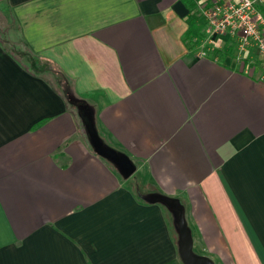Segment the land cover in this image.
Listing matches in <instances>:
<instances>
[{"label":"crops","instance_id":"crops-1","mask_svg":"<svg viewBox=\"0 0 264 264\" xmlns=\"http://www.w3.org/2000/svg\"><path fill=\"white\" fill-rule=\"evenodd\" d=\"M206 35L198 0H0V264H183L134 183L216 264H264V68Z\"/></svg>","mask_w":264,"mask_h":264},{"label":"built area","instance_id":"built-area-1","mask_svg":"<svg viewBox=\"0 0 264 264\" xmlns=\"http://www.w3.org/2000/svg\"><path fill=\"white\" fill-rule=\"evenodd\" d=\"M198 11L207 34L201 55H207L214 35L227 34L236 57L258 56L264 65V0H198Z\"/></svg>","mask_w":264,"mask_h":264},{"label":"water","instance_id":"water-1","mask_svg":"<svg viewBox=\"0 0 264 264\" xmlns=\"http://www.w3.org/2000/svg\"><path fill=\"white\" fill-rule=\"evenodd\" d=\"M93 143L97 151L114 161L126 177L134 173L136 165L129 155L102 144L95 139ZM137 191L142 199L151 203H160L172 214L173 223L178 235V252L183 264H216L213 257L200 253L195 249L192 228L186 218L184 203L180 197L166 195L158 191L142 192L138 187Z\"/></svg>","mask_w":264,"mask_h":264},{"label":"rangeland","instance_id":"rangeland-1","mask_svg":"<svg viewBox=\"0 0 264 264\" xmlns=\"http://www.w3.org/2000/svg\"><path fill=\"white\" fill-rule=\"evenodd\" d=\"M233 46V45H232ZM246 59H249V60H253V62L252 63H256V64H258L259 66L261 65V59L258 57V56H254V58L252 59L251 57H248V58H246ZM263 68H264V65H263ZM137 187L139 188V186L137 185V184H132V188L134 189V191H135V193L137 194V196L142 200V201H146V200H144V199H142L139 195H138V191H137ZM140 189V191H142V189L141 188H139ZM142 192H144V191H142ZM165 207V206H164ZM166 208V207H165ZM168 210V209H167ZM166 211V210H165ZM167 212H169V215H168V213ZM166 212V218H167V220H168V222H169V224H170V226H171V228H172V235H173V238H174V241H175V247H176V250H178V245H177V238H178V235H177V231H176V229H175V226H174V223H173V218H172V214L170 213V211L168 210ZM195 249L198 251V252H200V253H204V254H207V255H209V256H211L212 257V254L211 253H207V252H203L200 248H199V246H195Z\"/></svg>","mask_w":264,"mask_h":264},{"label":"trees","instance_id":"trees-1","mask_svg":"<svg viewBox=\"0 0 264 264\" xmlns=\"http://www.w3.org/2000/svg\"><path fill=\"white\" fill-rule=\"evenodd\" d=\"M50 82L52 83V85H54V86H58L59 87V89H64V86H65V84H69L68 82H67V80H66V78H64L62 75H57V74H55V76H53L52 78H51V80H50ZM64 91H66V90H64ZM63 92V91H62ZM67 92V98L69 97L68 96V94L70 93V90H68V91H66ZM141 200V199H140ZM164 209L166 210V212L168 211L167 210V208H165L164 207ZM168 213V215H169V212H167ZM167 217V216H166Z\"/></svg>","mask_w":264,"mask_h":264}]
</instances>
